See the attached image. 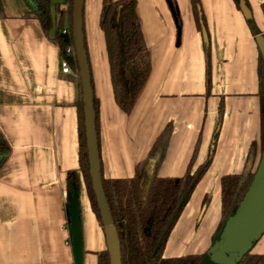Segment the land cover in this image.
Returning a JSON list of instances; mask_svg holds the SVG:
<instances>
[{
	"label": "crops",
	"instance_id": "1",
	"mask_svg": "<svg viewBox=\"0 0 264 264\" xmlns=\"http://www.w3.org/2000/svg\"><path fill=\"white\" fill-rule=\"evenodd\" d=\"M0 1V134L10 147L0 167V264H73L66 174L78 169L81 85L78 72L62 73L53 41L59 21L62 29L70 27V0H50L47 30L24 0ZM136 1L151 71L129 114L113 97L99 26L102 0H84L83 5L102 176L131 178L168 123L172 133L158 176L179 178L188 169L193 172L207 159L220 119L210 165L162 256L204 254L221 219V179L248 168L252 145L256 154L251 171L261 154L258 47L234 0H199L207 51L190 0H174L181 21L179 40L166 0ZM246 1L254 26L264 35V0ZM78 190L83 264H97L105 238L81 174ZM250 253L264 259V234Z\"/></svg>",
	"mask_w": 264,
	"mask_h": 264
},
{
	"label": "trees",
	"instance_id": "2",
	"mask_svg": "<svg viewBox=\"0 0 264 264\" xmlns=\"http://www.w3.org/2000/svg\"><path fill=\"white\" fill-rule=\"evenodd\" d=\"M24 1L34 16L39 19L42 28L47 30L50 24V0ZM234 1L240 11L242 4L250 11L246 0ZM166 2L174 18L179 40L181 21L177 5L174 0H166ZM190 3L196 27L203 37L207 51L209 37L200 1L190 0ZM136 5V0H102L99 16V26L104 35L108 58L113 97L118 107L126 114L132 111L151 71L150 51L144 38ZM72 6L73 0H70V27L68 31H62L61 21H59L55 28L53 41L59 47L60 56L67 60L71 69L78 70L75 58L65 52L67 47L73 46L71 35ZM1 8L0 1V13ZM262 10L264 14V5ZM251 31L255 36L259 52L261 152L264 146V61L259 44L264 43V35H260L255 26L251 27ZM93 102L97 130V102L94 96ZM78 121V169L67 172V188L69 190L72 183L79 187V174H81L92 210L101 225L100 214L88 173L81 99L78 103ZM218 123L220 124V119ZM219 124L215 130L205 162L193 172L188 169L182 177L163 178L158 176V170L164 159L172 133L171 123H168L159 133L146 157L135 165V172L131 178L106 179L102 176L104 192L120 239L122 264H199L204 254L164 258L162 253L180 213L210 165ZM9 153L10 147L0 134V167L7 160ZM255 154L256 148L252 145L248 154V168L241 174L228 175L220 181L221 219L212 242L219 236L225 221L234 213L250 185L254 175L250 166L255 159ZM97 264H109L106 249L97 253ZM238 264H264V259L261 255L247 253Z\"/></svg>",
	"mask_w": 264,
	"mask_h": 264
},
{
	"label": "water",
	"instance_id": "3",
	"mask_svg": "<svg viewBox=\"0 0 264 264\" xmlns=\"http://www.w3.org/2000/svg\"><path fill=\"white\" fill-rule=\"evenodd\" d=\"M84 0H73L71 14V35L81 85L83 124L86 156L91 187L96 198L103 228L109 264H122L121 245L114 224L103 183L102 165L95 123L93 87L83 32ZM241 12L247 24L254 26L251 12L244 4ZM264 61V43L259 44ZM68 213V236L73 264H83V233L80 219L79 190L75 183L66 194ZM264 234V146L253 178L234 213L225 221L219 236L204 253L199 264H238L250 253L254 244Z\"/></svg>",
	"mask_w": 264,
	"mask_h": 264
},
{
	"label": "built area",
	"instance_id": "4",
	"mask_svg": "<svg viewBox=\"0 0 264 264\" xmlns=\"http://www.w3.org/2000/svg\"><path fill=\"white\" fill-rule=\"evenodd\" d=\"M62 31L65 32V31H68V30H64V29H63ZM65 52H66V54L73 56V57L75 58V62H76L74 46H69V47H67V48L65 49ZM60 57H61V56H60ZM76 63H77V62H76ZM60 68H61L62 73H65V74H70L71 71H72V69H71L69 63H68L67 60H65L63 57H61V59H60ZM74 71H75V73L78 72L77 69L74 70Z\"/></svg>",
	"mask_w": 264,
	"mask_h": 264
},
{
	"label": "rangeland",
	"instance_id": "5",
	"mask_svg": "<svg viewBox=\"0 0 264 264\" xmlns=\"http://www.w3.org/2000/svg\"><path fill=\"white\" fill-rule=\"evenodd\" d=\"M204 206L202 205V208H203ZM69 242V244H70V241H68Z\"/></svg>",
	"mask_w": 264,
	"mask_h": 264
}]
</instances>
